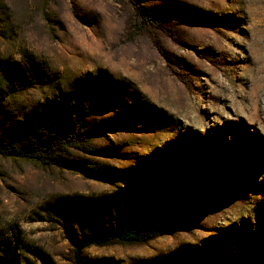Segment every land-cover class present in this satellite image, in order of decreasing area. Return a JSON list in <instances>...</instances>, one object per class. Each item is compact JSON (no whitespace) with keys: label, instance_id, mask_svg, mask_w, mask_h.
I'll return each instance as SVG.
<instances>
[{"label":"rangeland","instance_id":"374dc122","mask_svg":"<svg viewBox=\"0 0 264 264\" xmlns=\"http://www.w3.org/2000/svg\"><path fill=\"white\" fill-rule=\"evenodd\" d=\"M61 99L83 127L55 160L0 155V264H74L64 200L167 176L206 204L78 264H264V0H0V130Z\"/></svg>","mask_w":264,"mask_h":264},{"label":"trees","instance_id":"16d2710c","mask_svg":"<svg viewBox=\"0 0 264 264\" xmlns=\"http://www.w3.org/2000/svg\"><path fill=\"white\" fill-rule=\"evenodd\" d=\"M139 10L142 19H157ZM74 115V108L67 99L54 105L41 104L15 125L14 131L10 128L13 132L0 130V155H16L50 164L61 147L73 139L71 134L83 127L79 121L75 122ZM171 180L170 176L157 181L142 178L134 187H124L109 196L107 202L101 201L100 211L87 209L84 204L78 208L64 200L56 209L62 211L64 227L74 243V264H78V257L86 247L145 243L169 232L182 217L198 212L206 204L207 201L200 198L192 204L174 198L169 192ZM171 264H201V260L199 254L188 252L185 261L176 260Z\"/></svg>","mask_w":264,"mask_h":264}]
</instances>
